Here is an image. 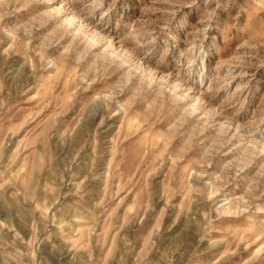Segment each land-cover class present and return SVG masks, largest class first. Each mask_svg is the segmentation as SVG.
I'll return each instance as SVG.
<instances>
[{"label": "rangeland", "instance_id": "rangeland-1", "mask_svg": "<svg viewBox=\"0 0 264 264\" xmlns=\"http://www.w3.org/2000/svg\"><path fill=\"white\" fill-rule=\"evenodd\" d=\"M0 264H264V0H0Z\"/></svg>", "mask_w": 264, "mask_h": 264}]
</instances>
